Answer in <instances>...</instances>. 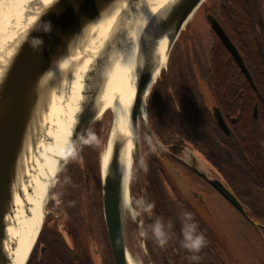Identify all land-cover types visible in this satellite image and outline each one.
<instances>
[{"label":"bare ground","instance_id":"1","mask_svg":"<svg viewBox=\"0 0 264 264\" xmlns=\"http://www.w3.org/2000/svg\"><path fill=\"white\" fill-rule=\"evenodd\" d=\"M175 1L122 0L108 5L81 31L80 39H77L78 46L68 51L41 78L37 87L44 84L46 93L38 101L39 111L32 132L34 145L28 146V155L17 168L11 200L7 207L8 213L3 219L0 264H24L38 237L45 216L48 189L54 184L57 171L72 147V132L77 117L88 100L87 94H81L82 91H95L93 100L97 117L106 109L112 112L108 143L100 162L104 172L112 145L119 140L122 145L119 161L123 173V203L125 210L129 208L128 183L132 149L139 124L133 127L130 116L138 71L144 54H148L146 59L154 67L150 87L166 61L168 50V37L156 42L151 55L147 52L144 41L142 44L140 39L137 45L138 38L146 28V22L158 18L161 6L166 12ZM133 15L134 18L130 17ZM134 19H137L135 23ZM124 32L127 33L125 37L128 40L124 51L116 55L112 48L103 55L99 49L110 44L105 43V39L111 35L110 39L113 37L114 44V39H120ZM3 47L0 46L1 53ZM2 59L0 58L1 61ZM4 67L5 64L0 62V75ZM148 90L149 88L141 101L138 117L143 120L146 117L145 100ZM45 104L46 110L43 111ZM35 128L37 136L34 134ZM126 257L127 264H136L129 254Z\"/></svg>","mask_w":264,"mask_h":264},{"label":"rangeland","instance_id":"2","mask_svg":"<svg viewBox=\"0 0 264 264\" xmlns=\"http://www.w3.org/2000/svg\"><path fill=\"white\" fill-rule=\"evenodd\" d=\"M253 1L254 3L257 2V0ZM259 1H261V4L264 3V0H258V8L254 6L252 14L257 22H261L264 25V12L261 8L263 4L259 5ZM39 6L40 5L36 2V0H0V46H4L2 54L7 56L12 55L15 47L21 40V36L35 20H32V18L35 15V12L39 11ZM207 7L219 15V0L203 1L181 31L177 42L174 43L168 58L161 67L160 72L155 78V81L153 82L146 97V117L144 118L145 120L139 118L138 124L139 157L142 174L144 173L147 164L150 162V159L155 156L154 152H152L154 149L149 145L148 141L144 137L141 127L142 123L143 127H146L145 129L148 130L149 128L147 112L149 103H155L157 106L160 104L158 101L159 96L157 97L156 91H154V93L151 92L154 84L163 76H166L167 79L170 77L169 79L171 80V71L175 70L176 67L179 68V65L181 64L183 65V68H181L183 72L182 75L184 74L185 76V70H188L186 67V63L188 61L186 55L188 54V47L191 44L192 39L198 45L197 48L199 52L205 54V61L208 60L213 47H217V37L210 31V25L206 17ZM261 30L264 32L262 27ZM126 34L127 33L124 32L121 36L119 35L120 39H114V44L110 42L111 45L109 44L110 46L106 48L107 50L105 52L107 53L112 48L114 49V53L116 55L124 51L128 44L127 37H125ZM140 37L138 38L137 45H139ZM126 40L127 42H125ZM99 50L102 51L103 46H101ZM102 54L104 55L105 53ZM183 56L185 57L183 58ZM181 69L179 70V73H177L178 76H180ZM171 82L173 81L171 80ZM175 82H177V80ZM81 94L85 95L86 93L82 91ZM111 117V110L106 109L103 114L92 122L83 137L78 136L74 147L70 152L69 158H67L63 164L64 166L61 169V172L58 173V176L55 179L52 191L49 194L45 205V216L43 219V224L45 221L49 222V225L57 224L55 227L62 232L64 239L70 246H73L71 237L64 229L67 226L70 230V228L72 229L74 224H76L78 232L76 235L74 234L73 238L75 239L77 250L82 253V256L85 258H87L86 254L88 252V260L89 262H92V264L103 263V230L100 231V229L97 230L96 228V226H99L101 222L99 217L101 215L103 218V214L102 206L101 208L99 206L100 203L98 205L94 204L95 208H91V213L86 214L85 208L87 209L90 205H93V202H90L89 200L91 199L89 190L91 191L94 189L93 182L96 181L97 178L94 174L96 173L94 170L95 167L98 168L99 182H101L99 169L101 164L100 161L108 143L111 129ZM149 135H151L150 132ZM150 139L155 143L154 137L151 136ZM26 152L27 151L25 150L23 155L24 158L26 157ZM83 156H85L86 160ZM134 158V150L132 149L131 174L128 183L129 208L126 210L125 216L127 253L134 263L148 264L141 253V245H144L152 264H167V260L164 258V254H162L160 236L157 231L151 227L153 217L151 216L152 212L150 211V201L145 189L144 176V186L141 187L140 176L138 174V168ZM160 162L161 164L163 162L165 167L163 170L166 175L171 178L172 181L170 180V183L177 189L180 196L183 198V202H185L184 204H188L192 208H195L197 213L200 215L199 220L197 222L194 221L195 225L197 227L199 225L202 230H205V234L207 235L210 243L217 246V250L219 245L222 247H219L220 250H218V254L224 264H256L254 258L255 256L257 257L258 254L256 255V253H253L256 251L254 247L256 240L252 234L251 220L249 219L247 222L239 220L238 215L233 211V209L216 195V197L212 195L210 198H205L204 196L203 200H200V198L194 199L191 196L192 188H190L191 185L188 178H186L180 170L175 168V166L166 159ZM153 163H157V161L153 159ZM232 165L236 169L240 168L235 163H232ZM77 168L80 171H86V173L90 175L88 176L90 177L91 184L88 185L85 182V179L83 180L82 177L81 179L79 178L76 173ZM74 173H76V177L74 176V180H72L71 177ZM166 189L170 194L168 201L172 204L174 215L177 216L180 223L187 221L188 225L190 221L189 214L186 211L188 207L181 206V202L177 203V201L174 200L175 198L172 196V192L168 184ZM256 189H258L256 188V185L252 184V189L250 188L249 192L252 194H260L262 195H259L260 198L263 199L264 194L261 190L259 191V189ZM98 191L99 187L97 189V192ZM143 193H145L147 205L143 202ZM68 194H70V196H68ZM253 203L256 204V202ZM55 210L57 212H54ZM71 214L73 217H71ZM98 220H100L99 223H97ZM71 223H73V225ZM179 226L184 236L187 234L193 235V232L191 233L193 230L185 231L183 230L181 224ZM87 228H89L88 231H86ZM262 239L263 237H259V246L262 245ZM259 251L264 254L262 249H259ZM262 258L264 259V255ZM258 259L261 262V257L257 258V260ZM262 262L264 261L262 260Z\"/></svg>","mask_w":264,"mask_h":264},{"label":"water","instance_id":"3","mask_svg":"<svg viewBox=\"0 0 264 264\" xmlns=\"http://www.w3.org/2000/svg\"><path fill=\"white\" fill-rule=\"evenodd\" d=\"M117 1L122 0H39L37 2L40 5L39 11H36L32 18V20H35L21 36V40L15 47L12 55L7 56L2 53L0 55L1 59L4 57L0 62L5 64L0 75V240L2 239L4 232L3 219L8 213L7 207L11 200L12 187L15 181L17 168L18 166L20 167L22 161L26 159L29 150L28 146L33 147L34 145L32 141V137H34L32 136L33 123L34 125L36 123L34 121H36V116H38L39 102L46 93L44 84H42L40 88L37 86L43 75L52 66L61 60L68 51H72L78 46L77 39H80L79 36L81 31L108 5ZM203 1L204 0H176L173 4H170L167 10H165L166 12L163 11L164 8L161 6L159 13L157 14L158 18H151L152 21L146 22V28L140 37L142 44L144 41V44L147 45L146 49L147 52H149V55L152 54L153 48L158 40L168 37V50L166 56L168 58L169 53L174 46V43L179 38L184 26ZM130 17L134 18L135 16L133 15ZM208 19L211 28L226 46L241 71L249 81H252L241 55L217 19L213 16H209ZM136 21L137 19H134L133 23ZM143 36L145 37V40H142V38H144ZM110 37L111 35L105 39V43H112L113 37L111 39ZM110 45L109 43L108 45H103L104 51L102 50V52L106 53V48ZM147 56L148 54H144V58L141 61V68L138 71L134 101L130 116L131 125H133V127L139 123L138 117L141 109V101L145 96L147 89L149 88L150 90L155 81L154 79L149 87L154 67L149 64L146 59ZM49 84H51V82H49ZM86 94L88 100L81 108L77 117L72 132L74 138L73 144L69 152L66 154L63 164L67 158H69L70 152L74 147L78 136L83 137L97 117V110L94 106L93 100L95 97V91L91 90ZM45 110L46 104L45 108L43 107V111ZM217 111L215 110V114L219 117L218 121L221 125H224V122L218 113L219 111ZM253 113L255 116L256 106L254 107ZM39 115H41V112ZM34 134L37 136L36 128ZM121 146L119 140H116L113 143L109 161L104 172L102 171L100 164L102 214L109 248L115 264H127L126 256L128 254L125 233L126 210L123 203V173L119 161ZM25 150L27 152L26 157L24 158L23 155ZM133 150L135 163L140 176L141 187H143L144 182L139 157L138 133L134 140ZM63 164L57 171L55 179L57 178L58 173L61 172V169L64 166ZM161 165L165 169L163 163ZM211 184L227 201L241 212H244L239 200L219 180H212ZM52 188L53 185L48 189L47 199ZM142 198L144 204L147 205L145 193H143ZM254 223L259 224L258 222ZM141 253L144 256L145 261L148 264H152L144 245H141Z\"/></svg>","mask_w":264,"mask_h":264},{"label":"trees","instance_id":"4","mask_svg":"<svg viewBox=\"0 0 264 264\" xmlns=\"http://www.w3.org/2000/svg\"><path fill=\"white\" fill-rule=\"evenodd\" d=\"M254 6L258 7V0L255 3L253 0H219L218 15L219 23L238 49L252 81L250 82L244 76L218 38H216L217 47H213L208 60L202 61L201 66L206 80L205 84L209 87L215 104L226 114L227 112L238 113L239 116V126L236 127H239L241 131L234 137H227L225 141L229 154L240 163L243 162L246 167L248 166L247 168L252 171L251 174L258 186L264 188V158L262 157L264 139L258 136L262 134L261 129L264 125V40L262 33L256 30L257 21L252 14ZM186 67L189 70V62L186 63ZM181 68H183L182 64L179 65V68L176 67L171 71L173 82L169 79V86L183 89L188 95L187 90L189 87H193L192 78L190 73L186 72L187 70H185V76L182 75ZM180 69V76H178L177 73ZM176 80L177 82H175ZM156 83L153 89L157 86ZM254 104L257 105L259 113L257 120L252 117ZM232 106L235 109H231ZM206 118L212 122L211 116L206 115ZM241 133L243 137H239ZM153 159L156 161L154 157L150 159L143 176L153 217L151 227L160 236L162 254H164L167 264H224L218 251L213 247L214 245L206 237H200L201 235L194 233L202 231V228L197 223L198 227L195 225L192 217L189 218L190 221L187 225L186 220V222L180 223V220L174 215L172 204L168 201L170 194L167 192L165 184L161 182L158 173L159 164L153 163ZM160 166L162 167L161 162ZM94 170L97 173V179H99L98 168L95 167ZM98 183L97 185H99ZM99 206L101 208V202ZM72 214L71 217H73ZM99 219L101 222L97 221L100 224L96 228L100 231L103 230L102 237L104 239L102 240V244H104V246L102 245L104 252L102 264H115L101 215ZM71 224L73 225V223ZM180 224L185 231L193 230L191 231L193 235L184 236ZM55 226L57 224L49 225V222L45 221L25 264H92L88 260V252L87 258H85L77 250L73 238L74 234L76 235L78 232L76 224L74 227L72 226V229H68L74 240L72 247ZM201 240L203 241L201 242Z\"/></svg>","mask_w":264,"mask_h":264},{"label":"flooded vegetation","instance_id":"5","mask_svg":"<svg viewBox=\"0 0 264 264\" xmlns=\"http://www.w3.org/2000/svg\"><path fill=\"white\" fill-rule=\"evenodd\" d=\"M259 3V5L263 4L261 8L264 12V3L261 4V1H259ZM206 9L208 22L209 16H213L218 21V14L208 7ZM261 27L264 30L263 23L257 22L256 30L262 33L264 40V32L261 30ZM210 31L220 40L215 31L211 28V25ZM197 47L198 45L192 39L191 44L188 47V54L186 55L187 62H189V70H187V72L190 73L192 78L191 83L193 84V87H189L187 90L188 95H186V92L183 89L181 90L178 89V87L169 86L168 80L170 77L167 79L166 76H163L159 79L156 83L157 86H155L151 92L154 90L156 91L157 97L159 96L158 101L160 104L157 106L155 103H149L147 108L149 128L148 130L145 129L146 127H143V124L141 123L142 132L149 145L154 149L152 152H154V158L159 164L158 173L162 180L161 182H163L165 186H167V184L170 186L172 196L177 203L181 202V206L188 207L186 211L189 213V217H192V219L197 222L200 215L195 208H192L188 204H184L185 202H183V198L180 196L177 189L171 185V178L166 175L165 171L160 166L159 162L162 160L166 159L172 163L175 168L180 170L182 174L188 178L191 185L190 188H192L191 196L194 199L200 198V200H203L204 196L205 198H210V196L216 195L233 209L238 215L239 220L244 222H247L249 219L251 220V230L253 237L256 240L254 246L256 251L253 253H256V255L258 254V256H255L254 258L255 263L264 264V262H262V260L264 261L262 258L264 254L259 251V249L264 251V198L261 199L260 196L262 195L259 196L257 193L252 194L249 192V189H252V184L256 185V188H258L259 191L261 190L263 194L264 188L258 186L251 174L252 171L247 168L248 166L246 167L243 162L240 163L237 161V159L234 156H231L228 152V148L225 145L227 137H234L241 131L239 127H236L239 126V116L238 113L231 114L230 112H227L226 114L224 110L220 109L215 104V101L211 96V91L205 84L206 80L201 66L205 54L200 53ZM184 57L185 56H183V58ZM255 106L256 115L254 116L253 110ZM231 109H235L234 106H232ZM215 110L219 111L217 112L220 114L224 125L219 123V117L215 114ZM258 114L257 105L254 104L252 108V117L257 120ZM206 115L212 117V122L208 121L209 119L206 118ZM149 132L151 135H149ZM261 132L262 134L258 136L263 137L264 139V125L262 126ZM151 136L154 137L155 143L150 139ZM239 137H243L242 133ZM83 157L85 159V156ZM262 157L264 158V154ZM232 163L237 164V166L240 167V170L238 168L236 169ZM76 173L80 179L81 177L83 180L85 179V182L88 185L91 184L90 175L86 173V171H80L77 168ZM76 173L71 177L72 180H74ZM94 174L97 176L96 173ZM212 180H219L226 188H228L239 200L244 212H241L227 201L211 184ZM97 182H99V179L96 178V181L93 182L94 189L91 191L89 190L91 195V199L89 200L90 202H93V205H90L87 209L85 208L86 214L91 213L90 211L91 208L93 209L94 204L98 205L102 202L101 182L98 183L99 185H97ZM98 187L99 191L97 192ZM68 196H70V194H68ZM253 202H256V204ZM54 212L57 211L55 210ZM254 222H258L259 224H255ZM88 229L89 228H87L86 231H88ZM64 230L67 231L71 237L67 226ZM195 232V234L201 235L200 237L203 236L208 239L205 230ZM60 234L63 235L62 232H60ZM259 237H263L261 246L258 245ZM71 240L72 243H74L72 238ZM202 241L203 240H201V242ZM214 247L215 250H217V246ZM219 247L222 248L219 245L218 250H220ZM259 257H261V262L259 259L257 260Z\"/></svg>","mask_w":264,"mask_h":264}]
</instances>
